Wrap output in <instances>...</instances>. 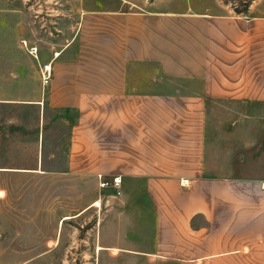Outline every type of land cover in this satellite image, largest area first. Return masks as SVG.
I'll return each instance as SVG.
<instances>
[{
  "label": "crops",
  "instance_id": "obj_1",
  "mask_svg": "<svg viewBox=\"0 0 264 264\" xmlns=\"http://www.w3.org/2000/svg\"><path fill=\"white\" fill-rule=\"evenodd\" d=\"M99 1L38 53L52 60L48 104L75 112L69 167L145 196L150 259L264 264V10ZM217 105L247 119L210 122Z\"/></svg>",
  "mask_w": 264,
  "mask_h": 264
},
{
  "label": "rangeland",
  "instance_id": "obj_2",
  "mask_svg": "<svg viewBox=\"0 0 264 264\" xmlns=\"http://www.w3.org/2000/svg\"><path fill=\"white\" fill-rule=\"evenodd\" d=\"M171 1L179 9L198 0ZM201 1L233 10L250 2L249 9L264 10V0ZM87 5V0H0V264H166L138 251L153 239L154 213L145 196L125 195L122 185L120 194L101 188V181L112 179L69 167L75 112L48 104L38 61L22 43L61 46ZM230 106L213 107L209 121L247 119ZM258 120L264 121V113H256ZM255 166L258 170L259 163ZM134 182L144 188L141 179Z\"/></svg>",
  "mask_w": 264,
  "mask_h": 264
},
{
  "label": "built area",
  "instance_id": "obj_3",
  "mask_svg": "<svg viewBox=\"0 0 264 264\" xmlns=\"http://www.w3.org/2000/svg\"><path fill=\"white\" fill-rule=\"evenodd\" d=\"M23 46L25 47V49L27 50V52L33 56L38 62H39V58H38V53H39V48L37 45L35 44H31L29 43L26 39H24L22 41ZM57 56V53H54L53 58ZM39 64V73H40V81L42 86H47L53 77V67H52V60H50L47 63H38ZM101 175H99L100 177ZM121 185H122V179L120 177H114L112 179V181H101L100 183V187L101 188H113L114 190H116L117 194H120L121 191Z\"/></svg>",
  "mask_w": 264,
  "mask_h": 264
},
{
  "label": "trees",
  "instance_id": "obj_4",
  "mask_svg": "<svg viewBox=\"0 0 264 264\" xmlns=\"http://www.w3.org/2000/svg\"><path fill=\"white\" fill-rule=\"evenodd\" d=\"M249 5H250V2H246L245 6H244V9H235V11L236 12H246L249 9ZM9 127H10L9 130H14L16 128L14 125H10Z\"/></svg>",
  "mask_w": 264,
  "mask_h": 264
}]
</instances>
